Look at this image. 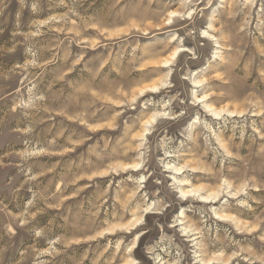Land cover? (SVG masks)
I'll list each match as a JSON object with an SVG mask.
<instances>
[{"label": "rangeland", "instance_id": "1", "mask_svg": "<svg viewBox=\"0 0 264 264\" xmlns=\"http://www.w3.org/2000/svg\"><path fill=\"white\" fill-rule=\"evenodd\" d=\"M0 264H264V0H0Z\"/></svg>", "mask_w": 264, "mask_h": 264}, {"label": "bare ground", "instance_id": "2", "mask_svg": "<svg viewBox=\"0 0 264 264\" xmlns=\"http://www.w3.org/2000/svg\"><path fill=\"white\" fill-rule=\"evenodd\" d=\"M193 0H187V2H192ZM190 15V13L188 14V16ZM172 16H174V15H172ZM171 16V17H172ZM203 36H204V38L205 37H209V38H212V39H214V37H212V36H210V35H208L207 34V32H203ZM214 41H216V40H214ZM181 52H183V50H181V49H177V50H175V52L173 53V55H172V59H174L175 57H177ZM164 65H163V67H165V68H167V67H170L171 66V63H170V61H165L164 63H163ZM169 75L167 74V77H168ZM199 84H200V82H198V81H196V82H194V85H196V86H194V88H197V87H199ZM163 85H166V83L165 84H163ZM166 87V86H165ZM164 87V88H165ZM153 90H155V91H157L158 89L157 88H154ZM200 102L201 103H205V98L203 97L202 99H200ZM204 109H206L209 113H212L213 114V116L214 117H218V116H220V113L219 112H216L215 110H213V109H211L210 107H208L207 105H205L204 104ZM148 126H149V123H148ZM150 132V129H149V127L145 130V132H144V137L148 134ZM136 170H139V166L137 165V166H135L134 167ZM172 167H167V169H171ZM177 172L178 171H180V169H175ZM180 182V181H179ZM199 192L198 191H194V189L192 190L191 189V191H181V194L183 195V196H187V195H191V194H193V195H199L198 194ZM198 198H199V200H200V202L201 203H207L209 200H210V198L209 197H201L200 195L198 196ZM147 210L148 209H146V211H144V212H147ZM182 215V214H181ZM142 217H143V215L140 217V219H139V222L140 221H142ZM183 233H186V228H184L183 230ZM188 233V232H187ZM186 233V234H187ZM137 240H138V238L135 240V243H134V245L136 244V242H137Z\"/></svg>", "mask_w": 264, "mask_h": 264}]
</instances>
